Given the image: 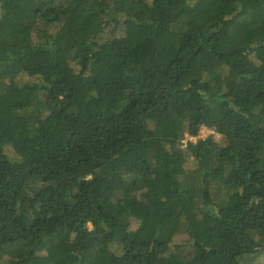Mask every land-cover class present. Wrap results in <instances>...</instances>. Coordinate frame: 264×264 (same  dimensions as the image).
Wrapping results in <instances>:
<instances>
[{
    "label": "trees",
    "instance_id": "obj_1",
    "mask_svg": "<svg viewBox=\"0 0 264 264\" xmlns=\"http://www.w3.org/2000/svg\"><path fill=\"white\" fill-rule=\"evenodd\" d=\"M260 251L264 0H0V264Z\"/></svg>",
    "mask_w": 264,
    "mask_h": 264
},
{
    "label": "rangeland",
    "instance_id": "obj_2",
    "mask_svg": "<svg viewBox=\"0 0 264 264\" xmlns=\"http://www.w3.org/2000/svg\"><path fill=\"white\" fill-rule=\"evenodd\" d=\"M67 46H69V44H65L63 46V48H66ZM203 136L206 135H212L214 140L222 143L223 138L221 135H219L218 133L214 132V133H209V131L203 130L202 133ZM192 163V159L188 158L187 160V165L190 166ZM185 238V233L183 231H179L176 234H174V236L172 237V243L173 245H175V247L180 248L183 247V245H181L182 241ZM249 255H243L239 258V264H264V251H260L259 254L256 255V257L254 258H248Z\"/></svg>",
    "mask_w": 264,
    "mask_h": 264
},
{
    "label": "built area",
    "instance_id": "obj_3",
    "mask_svg": "<svg viewBox=\"0 0 264 264\" xmlns=\"http://www.w3.org/2000/svg\"><path fill=\"white\" fill-rule=\"evenodd\" d=\"M203 130L209 131V133H214V130L213 129H210V128H207V127L202 126V127H200L197 135H195V136L185 135L184 136V138L181 140L182 147H185L186 146L187 141H195L198 138H204V137H206L207 135L206 136H203L202 135Z\"/></svg>",
    "mask_w": 264,
    "mask_h": 264
}]
</instances>
